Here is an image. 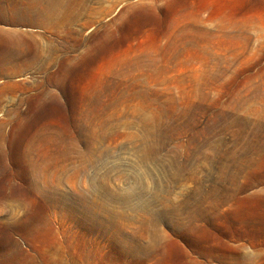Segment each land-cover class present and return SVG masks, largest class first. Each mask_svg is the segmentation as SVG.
Segmentation results:
<instances>
[{"label":"rangeland","instance_id":"374dc122","mask_svg":"<svg viewBox=\"0 0 264 264\" xmlns=\"http://www.w3.org/2000/svg\"><path fill=\"white\" fill-rule=\"evenodd\" d=\"M251 251L264 0H0V264Z\"/></svg>","mask_w":264,"mask_h":264},{"label":"crops","instance_id":"0c3cea01","mask_svg":"<svg viewBox=\"0 0 264 264\" xmlns=\"http://www.w3.org/2000/svg\"><path fill=\"white\" fill-rule=\"evenodd\" d=\"M250 254H264L262 251H251ZM253 261H250L248 264H264V259L259 256H255Z\"/></svg>","mask_w":264,"mask_h":264}]
</instances>
